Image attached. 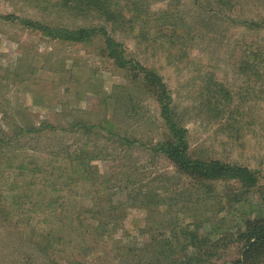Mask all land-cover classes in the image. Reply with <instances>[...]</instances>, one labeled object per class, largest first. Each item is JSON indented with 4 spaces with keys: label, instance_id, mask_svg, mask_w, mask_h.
<instances>
[{
    "label": "rangeland",
    "instance_id": "obj_1",
    "mask_svg": "<svg viewBox=\"0 0 264 264\" xmlns=\"http://www.w3.org/2000/svg\"><path fill=\"white\" fill-rule=\"evenodd\" d=\"M59 1L0 0V136L43 120L69 128L76 117L88 124L105 119L114 132L137 142L126 147L106 129L88 140L62 130L15 136L17 147L0 152V264H146L151 244L159 241L172 255L199 256L213 240L243 226L247 216L262 215L264 58L253 73L246 69L252 62L246 54L264 50V30L250 31L243 23L264 20V0H116L134 12L124 11L132 18L122 26L95 11L52 7ZM8 15L72 28L105 26L126 57L162 76L188 130L192 158L247 165L261 179L248 189L235 181L179 179L173 165L151 149L167 138L157 103L147 91H137L130 72L105 57L99 38L87 44L53 40ZM84 140L104 144L88 164L97 174L93 180L82 176L69 187L50 188L37 180L27 185L29 171L25 179L18 174L21 162L41 164L50 157L45 144ZM169 184L170 193L164 189ZM50 193L54 205L48 204ZM109 207L117 218L101 221L116 225L100 222L101 231L92 211ZM216 246L210 264L239 255L236 246Z\"/></svg>",
    "mask_w": 264,
    "mask_h": 264
},
{
    "label": "trees",
    "instance_id": "obj_2",
    "mask_svg": "<svg viewBox=\"0 0 264 264\" xmlns=\"http://www.w3.org/2000/svg\"><path fill=\"white\" fill-rule=\"evenodd\" d=\"M235 1L238 2L237 0H225V3L229 4ZM48 6L51 7L50 5ZM52 7H56L58 10H73L77 12L86 10L95 11L101 17H104L105 21L111 22L112 25L122 26L125 24V21H129L132 18L129 15V18L126 17V13L132 11L119 6V2L116 0H60L57 4H53ZM5 18L14 20L15 22L18 21L25 28L39 32L44 37L53 40H61L67 43L87 44L95 38H99L103 45L105 57H107L116 68L125 72H130L132 74L131 80L135 81L137 91H147L157 103L159 118L163 121L167 130V138L162 142H157L151 149L153 152L162 155V157L173 165L178 178H189L194 183L205 185L207 182L211 183L213 181H235L241 187L247 189L254 187L261 179V173L256 169L249 168L247 165L225 162L219 159L205 160L201 158H192L189 154L188 130L179 121L180 119L175 110L174 100L162 76L153 69L143 65L140 61L126 57L122 44L111 36L105 26H79L72 28L60 24H45L37 19L22 18L14 15H8ZM261 25H264L263 19H261L260 22L245 20L243 23V26L250 31L264 30V26ZM246 55L252 57V62L247 63L248 68L246 69L247 71L255 73L254 67L256 64H260L261 59L264 58V50L259 47L254 48L253 50H249ZM200 107H203V105ZM103 121L104 124H88L82 119L73 117L67 122L69 128L58 129L59 127L46 120L41 121L37 126H17L11 134L2 133L0 136V152H3V149L7 147H17V141L14 142L16 144H13V141L15 136L20 132H24V134L33 133L39 136L47 130L53 131L54 133L60 130H62V133L73 131L82 136L85 140H88L90 135H98V130L106 129L110 138L115 136L116 139L122 141L126 147H130L137 142V140L130 138V136L126 134L120 135L114 132L112 128L106 126L109 125V122H106L105 119ZM85 140L83 142L80 141L78 144L76 142H59L55 146L45 144L42 150L49 149L47 154L50 155V157H44L41 160V164H38L35 160L21 162L18 165V174L22 175L23 179H25L26 175L24 172L29 171L32 178L28 177L30 180H28L27 185L35 184L38 181L50 188H56L58 185L69 187V185L72 183L74 184L75 181L82 176L90 177V181L93 180L97 174L95 169L94 172L90 171L88 164L91 158L100 157L104 151V144L99 145L95 140L92 145L89 146L88 142ZM118 140H115V142H118ZM25 147L24 144L18 145V149ZM26 148L35 150L36 146H27ZM53 160L55 162H53ZM62 160H65L66 164H60ZM55 163L59 164L56 165ZM37 173H39L40 176H37ZM80 173H85V175H80ZM34 175H36V179H34ZM93 185H98L97 187H99L103 184L102 182H97L93 183ZM95 189L97 193L99 189ZM164 189L166 192L170 193V189H173V186L170 188L169 184L165 186ZM152 193L153 192H151V194ZM56 200L57 199L53 198L51 194V199H49L48 204L54 205ZM260 200L264 203V199L260 198ZM114 208L109 207L104 210L92 211L94 219H98L97 226L101 231H104L102 225H108L109 223H113L114 226L116 225L113 221H101L102 217L116 219L117 216L114 214ZM261 208L264 210V206H261ZM80 210L81 208L78 210V214L81 213ZM90 211L91 209H88L86 212L89 213ZM100 222L102 225L99 224ZM224 237L225 238L213 240L212 247L215 246L213 248H216V245H218L219 247L222 246L223 249H227L228 247L236 246L239 249L238 257L227 262L224 261L225 264H264V212L260 216H247L243 220V226L237 228L234 233H224ZM47 245L49 246L48 240ZM39 246L38 243H33V249L40 250ZM165 246L166 244L162 241H159L158 244H151L150 249L152 255L150 258H146V264H176V262L180 264H210L212 261L211 259L214 257V253L211 251L213 249L212 247L206 250L203 255L199 256H179V254L176 256L173 254V256L167 253ZM46 247H44L42 251H44ZM29 261L27 264H31Z\"/></svg>",
    "mask_w": 264,
    "mask_h": 264
}]
</instances>
